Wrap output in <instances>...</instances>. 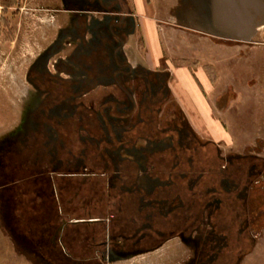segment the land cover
<instances>
[{
  "label": "rangeland",
  "instance_id": "374dc122",
  "mask_svg": "<svg viewBox=\"0 0 264 264\" xmlns=\"http://www.w3.org/2000/svg\"><path fill=\"white\" fill-rule=\"evenodd\" d=\"M226 1L146 0L159 61L150 67L143 57L151 50L133 0H0V194L5 186L19 189L35 182L41 126L55 134L53 144L59 143L54 130L73 114L97 111L104 100L111 106L123 96L130 107L128 95L120 93L119 75L137 105L144 99L138 105L142 112L134 105V120L145 118L146 105L156 106L157 123L187 125L191 136L213 148L220 166L245 155L261 156L264 162V23L235 21ZM47 5L56 8L40 7ZM151 75L159 81L152 82ZM176 85L194 95L191 106L197 115L186 113ZM142 91L149 97L140 98ZM68 150L65 144L63 162ZM44 152L50 159L47 147ZM261 166L252 170V189L242 201L247 213L241 229L251 242L233 264H264ZM213 208L203 212L204 233ZM1 219L0 264H42L18 256L20 241L3 234ZM186 253L190 258L192 247ZM126 256L131 259L130 253Z\"/></svg>",
  "mask_w": 264,
  "mask_h": 264
},
{
  "label": "crops",
  "instance_id": "0c3cea01",
  "mask_svg": "<svg viewBox=\"0 0 264 264\" xmlns=\"http://www.w3.org/2000/svg\"><path fill=\"white\" fill-rule=\"evenodd\" d=\"M133 2L141 17V33L148 51L151 50L149 56L145 54L143 57L144 64L153 67L159 64L154 40L156 31L149 21L146 0ZM226 2L231 15L228 0ZM2 5L0 3V9ZM40 7L42 10L56 8L49 5ZM231 17L233 18L232 15ZM176 87L186 113L190 116L194 113L197 115L196 108L191 106V98L194 95L188 96L180 85ZM120 93L125 94L123 87ZM113 113L119 115V109ZM130 127H119V121H116L106 127V136L114 140V143H117L118 136L120 140L129 141L127 146H131L133 143L129 139L133 133L130 132ZM91 129L94 133L99 130L103 135L100 126L95 125ZM82 134L87 136L86 132ZM53 135L55 137V134ZM142 142L137 143L138 148L143 150L142 158L140 156L139 159L134 151L123 149L119 152V149H114L115 154L110 149L112 145L107 143L109 151L105 154V160L109 166H103L97 174L82 172L80 168L78 172L59 169L45 174L42 178L36 175L35 182L31 181V187H28L26 182L24 186L20 185L19 189L16 186H5L0 194L3 208L0 218L3 220V234L11 240L14 239L15 243L18 242L17 239L20 241L18 256L40 259L42 264H92L94 259L103 262L101 264H105V261L106 264H184L188 248L184 240L188 237V230L183 229L188 223L185 201L179 196H173L164 203L165 205L162 204L164 209L161 212H158L156 206L154 208L147 205L143 208L142 203L137 202L138 195H142L144 199L163 197L166 190H163L162 185L168 182L164 175L147 170V164L152 158L149 151L151 144L146 139ZM100 160L104 161L103 158H99ZM131 160L135 161V168L133 164L132 168L131 165L125 164V161ZM78 161L86 163L84 159L75 162ZM95 181L102 184L105 191L104 200L96 198L86 204L76 198V192L79 196L86 194L90 183ZM139 185H143L146 191L155 186L151 196ZM151 202L153 203V200ZM137 209H142L140 221L136 224L130 223L129 218L137 214ZM143 223L146 224L142 231L147 233L141 241L146 243L147 249L135 250L134 235L137 227L140 229ZM127 251H130V260H126ZM8 256L11 257L12 254Z\"/></svg>",
  "mask_w": 264,
  "mask_h": 264
},
{
  "label": "flooded vegetation",
  "instance_id": "af4514ba",
  "mask_svg": "<svg viewBox=\"0 0 264 264\" xmlns=\"http://www.w3.org/2000/svg\"><path fill=\"white\" fill-rule=\"evenodd\" d=\"M158 77L157 75H151L150 80L152 82L159 81ZM119 82H121L120 75ZM119 87L122 88L123 85L119 83ZM148 91H142L143 97L140 96V98H148ZM124 93L130 98L132 104L130 107H126L128 104L126 105L124 96L119 101H112L111 106L104 100L105 105H103V102L99 110L95 111L90 108L87 109L86 113L83 111L80 115L73 114L70 118L59 123L55 130L58 138H60L59 143L53 144L56 137L54 138L49 132L50 128L44 129V126H41L37 137L39 145H37L38 148L36 150L39 157L38 161H41L42 166L38 164L39 168H41L39 170L37 168V175L42 178L47 172H53L54 170H74V172H77L78 168L88 174L93 172L97 174L101 172L100 170L103 166H109V163L105 160L107 158L105 154L109 150L108 146L104 145V142L112 145L110 149L115 154L116 149H119V152L124 149L134 151L138 159L140 156L142 158L143 150L138 148L137 140L143 137L151 144L149 151L152 158L149 160L150 163L147 164V170L164 175L168 182L162 185L163 190L167 191L164 192L163 197L144 199L142 195H138L137 202H141L143 208L147 207V205L154 208L156 206L159 210L158 212H161L164 209V203L169 198L179 196L181 200L185 201L187 204L185 208L188 209V223L183 227V229L188 230V237H185L184 240L189 247H192V255L190 258L187 255L185 256L184 264H233L239 251L247 247L248 243L251 242L249 233L241 229L244 225L242 221H244L245 213H247L242 201H245L244 199L249 194V190L252 189L250 188L252 187V170L260 167L261 163L264 164L262 157L245 155L241 158L230 160L229 164L220 166L213 148L206 143L200 142L193 133V136H191L186 130L187 125L172 127L170 125L162 126L160 122L157 123L154 118L158 114L154 112L156 106L146 105L148 114H146L145 118L134 120L131 116L134 114L131 113L134 105L137 106L138 111L142 112V106L138 105L144 103V99H141L142 102L140 100L137 105L133 92L130 94L129 91L124 89ZM66 107L68 106L63 108ZM157 108L159 112L160 108ZM118 109L119 115L114 114L113 112ZM116 121H119V127L131 126L130 132L133 133V136L129 139L133 143H130L132 144L131 146H127L129 141L120 140L118 136L117 138L115 137L117 143L107 138L106 127L113 125ZM95 125L101 127L103 135L102 133L99 134V130L95 133L92 131L91 127ZM81 131L83 133L86 132L87 136L83 135ZM75 139L77 142L74 141ZM65 144L69 146V150L67 159L63 162L62 148ZM46 147L50 153V159L48 154L44 152ZM74 148L78 150L77 155H75L76 152H72ZM99 158H103L104 161H99ZM119 158L121 159V157ZM79 159L86 160V163L75 162ZM71 160L74 161L72 162ZM157 162H162V164ZM44 164L45 166H43ZM125 164L131 165V168L132 164L133 168L136 165L135 161L132 160L130 162L125 161ZM255 182L260 183V179ZM139 186L146 191L142 187L143 185ZM154 187H149L146 191L148 192L147 194L151 196ZM76 189L77 191L79 190L78 188ZM76 195V198L89 204L91 200L96 198L104 200L105 191L102 184L99 181H95L93 184L90 183L86 194L79 196L76 192ZM151 200H153V203ZM211 207H214L211 214L212 217L207 218L211 223L209 224L211 227L204 233L205 218L203 217V212ZM172 213L176 212L173 211ZM141 215L142 209H137V214L129 218L130 223H138ZM159 215L161 217L160 213ZM145 217L148 218V215ZM145 224L143 223V227L141 226L140 229L137 227L135 232L133 243L136 244L135 250L140 248L147 249L146 243L141 241L147 233L142 231L145 229ZM212 229L217 230L212 231ZM194 232L196 235H193ZM213 250H216L217 253ZM129 252L127 251L125 254Z\"/></svg>",
  "mask_w": 264,
  "mask_h": 264
},
{
  "label": "water",
  "instance_id": "95a60500",
  "mask_svg": "<svg viewBox=\"0 0 264 264\" xmlns=\"http://www.w3.org/2000/svg\"><path fill=\"white\" fill-rule=\"evenodd\" d=\"M235 21L254 26L264 23V0H228Z\"/></svg>",
  "mask_w": 264,
  "mask_h": 264
}]
</instances>
